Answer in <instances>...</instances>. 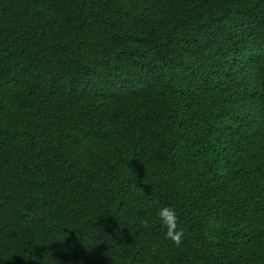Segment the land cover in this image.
Returning <instances> with one entry per match:
<instances>
[{
  "label": "trees",
  "instance_id": "trees-1",
  "mask_svg": "<svg viewBox=\"0 0 264 264\" xmlns=\"http://www.w3.org/2000/svg\"><path fill=\"white\" fill-rule=\"evenodd\" d=\"M0 264H264V0H0Z\"/></svg>",
  "mask_w": 264,
  "mask_h": 264
},
{
  "label": "clouds",
  "instance_id": "clouds-1",
  "mask_svg": "<svg viewBox=\"0 0 264 264\" xmlns=\"http://www.w3.org/2000/svg\"><path fill=\"white\" fill-rule=\"evenodd\" d=\"M157 217L161 226L165 229L164 238L171 241L176 247L183 243L185 233L179 226V218L174 207L164 206L157 209ZM147 227V222H145Z\"/></svg>",
  "mask_w": 264,
  "mask_h": 264
}]
</instances>
